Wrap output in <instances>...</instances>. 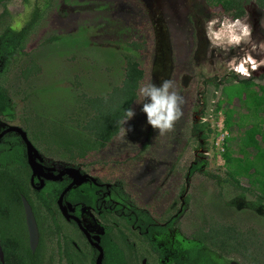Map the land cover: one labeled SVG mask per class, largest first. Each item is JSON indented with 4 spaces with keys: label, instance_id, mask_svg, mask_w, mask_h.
<instances>
[{
    "label": "rangeland",
    "instance_id": "1",
    "mask_svg": "<svg viewBox=\"0 0 264 264\" xmlns=\"http://www.w3.org/2000/svg\"><path fill=\"white\" fill-rule=\"evenodd\" d=\"M246 8L240 19L252 26L256 42L264 40V9L256 0H250ZM7 9L14 37L24 34L25 53L10 50L15 43L5 40L0 31V85L12 104L10 116L1 118L0 133L9 126L24 129L27 120L33 123L41 115L46 121L60 118L64 109L72 107L75 94L71 92L104 93L118 80L124 54H132L145 72L140 88L172 80L185 98L184 116L173 131L160 136L147 123L139 94L132 108L136 115L123 132L86 163L96 172L111 160L112 165L103 169L115 171L109 175L118 185L114 193L120 194L123 204L133 202V209L153 206L158 214L163 211L167 216L175 214L176 209L170 207L176 202L180 214L159 241L164 264L183 259L182 242H195L200 248V233L232 223L249 235L254 255L249 264H264V207L262 212L256 211L252 196L242 195L221 180L226 177L224 140L230 137L228 144L237 154L243 135L237 125L225 128L224 112L232 107V121L236 122L245 110L238 99L226 98L224 109L216 111L217 103L224 99L217 84L226 77L240 78L227 70L226 62L241 50L227 54L210 50L205 25L210 19L231 17L229 14L219 6L209 9L204 0H13ZM3 10L0 6V14ZM30 60L39 71L25 79L22 71ZM261 73L264 68L252 77L264 83L258 79ZM5 138L10 149L1 165L13 166L27 153L26 146L16 132ZM40 158L36 164L46 170L69 167L66 158L55 153H40ZM240 181L248 185L246 178ZM37 188L31 190L32 197L40 216L46 215L51 204L46 196L49 189ZM52 252L54 249L46 253L45 264H53L54 259L48 260ZM227 259L248 262L236 255Z\"/></svg>",
    "mask_w": 264,
    "mask_h": 264
},
{
    "label": "trees",
    "instance_id": "2",
    "mask_svg": "<svg viewBox=\"0 0 264 264\" xmlns=\"http://www.w3.org/2000/svg\"><path fill=\"white\" fill-rule=\"evenodd\" d=\"M13 0H0L4 10L0 14V31H4V39L15 43L12 51H21L23 48L24 34L14 37L15 31L9 25L8 3ZM250 0H204L205 5L211 9L219 6L232 18H243L247 13V4ZM264 9V0H256ZM10 45V44H9ZM20 45V46H19ZM39 71L38 65L30 60L23 71L25 79ZM119 78L114 85H110L104 93L88 95L85 92H71L75 94L71 105L64 109L58 119L46 121L45 116L25 122L24 129L34 147L43 154L55 153L75 162L91 152L98 151L113 137L118 135L125 125L122 123L126 117V109L131 108L139 96V89L145 77L144 69L137 57L125 53L124 61L119 66ZM264 78V73L262 75ZM222 89L224 99L219 100L215 108L220 111L226 98L229 101L238 99L245 112L239 113V119L232 121L235 111L232 107L225 110V128L231 129L237 125L238 130H243L240 138V147L235 154L228 144L230 137L223 143L222 158L226 168L225 181L240 190L242 195L252 196L251 206L259 209L264 207V83L250 79H223L218 82ZM6 89L0 85V116L8 118L12 104ZM227 100V99H226ZM33 126V127H32ZM209 131H211L209 129ZM20 168L21 173L10 168H0V244L4 252V264H27L20 256L22 251L21 240L15 234L17 214L23 217V195L32 206L36 217L40 216L29 195L28 183L23 176H29V166ZM19 170V169H18ZM25 171V172H24ZM23 176H21V175ZM246 178L248 185L240 181ZM48 200L54 206L55 194L48 192ZM54 210V208L52 209ZM58 213V210L56 209ZM212 232L203 237L209 240L212 247L223 252L242 253L247 249V235L235 226L218 228L216 236ZM0 264H3L0 259Z\"/></svg>",
    "mask_w": 264,
    "mask_h": 264
},
{
    "label": "flooded vegetation",
    "instance_id": "3",
    "mask_svg": "<svg viewBox=\"0 0 264 264\" xmlns=\"http://www.w3.org/2000/svg\"><path fill=\"white\" fill-rule=\"evenodd\" d=\"M262 75L263 73L258 79H264ZM234 77L235 75L232 78ZM232 78L226 77L224 79ZM251 78L255 81V78ZM1 118L2 116H0V125ZM12 127L15 126H9L0 133V135L2 134L0 138V168H10L14 172L21 173L20 168L26 167L25 162H27L29 176L19 175L27 181L29 195L34 201V205L35 200L31 193L33 188L38 187L37 189L41 190L47 186L49 190L46 191V196L48 197V192L55 194L54 206L53 204L48 206L47 216L44 214L46 217L43 219L36 217L34 206L27 200L32 207L39 230V242L35 251L31 246L22 199L24 196H21L23 217L18 211V222L15 224L17 233L15 235L21 240L22 251L20 256L25 259L27 264H45L46 253L49 249H54V252L48 256V260L54 259L50 262L53 264H164L159 241H163L168 231L175 225L177 214H180L176 202L170 207L176 209L175 214L167 216L163 211L158 214V209H154L153 206L135 207L133 209V202L123 204L120 202V194L114 193L118 191V185L116 178L113 179L109 175L115 171L103 169V166L112 165L111 160L101 166L102 170H96V172L93 167L90 169L86 163L90 156L104 150L124 129L98 151L91 152L75 162L66 161L69 167L57 171L46 170L44 165H38L40 173L34 174L35 171L28 161V152L23 156L24 158H18L20 159L18 164L15 163L13 166L1 165L3 156L10 149L8 148L10 141L5 138V135L16 132L20 136L18 131L11 129ZM31 143L33 144L32 141ZM24 145L26 146L25 141ZM23 154L18 152L19 156ZM225 178H221L222 183L232 186L225 181ZM53 208L54 210H52ZM258 210L262 212L261 208ZM223 226L238 228L233 223L212 227L208 232L200 233V238H202L200 248H196L195 242H182L180 247L185 251L183 259L177 258L172 263L165 264H240V262L227 259L233 255L238 256L242 261H248L241 264H249V261L254 259V255L251 251L252 245L248 233L238 228L245 233V236L247 235L248 239L247 249L242 253L220 251L212 247L209 240L203 238L205 234L211 232V236L215 237L216 230ZM50 242H54V244L49 246ZM213 251L218 252V256H215Z\"/></svg>",
    "mask_w": 264,
    "mask_h": 264
},
{
    "label": "clouds",
    "instance_id": "4",
    "mask_svg": "<svg viewBox=\"0 0 264 264\" xmlns=\"http://www.w3.org/2000/svg\"><path fill=\"white\" fill-rule=\"evenodd\" d=\"M205 36L210 50L217 49L225 54L233 49L241 50L240 55L226 62L227 70L241 79H250L254 72L264 68V40L256 42L252 26L244 20L231 17L210 19L205 25ZM139 94L143 97L142 111L147 116V123L160 136L173 131L184 116L183 105L186 103L185 98L175 90L174 82L164 79L159 86L149 83L140 88ZM135 115L134 109H126L127 118L122 123L125 125Z\"/></svg>",
    "mask_w": 264,
    "mask_h": 264
},
{
    "label": "water",
    "instance_id": "5",
    "mask_svg": "<svg viewBox=\"0 0 264 264\" xmlns=\"http://www.w3.org/2000/svg\"><path fill=\"white\" fill-rule=\"evenodd\" d=\"M11 129L18 131L20 133V136L22 137V139L25 141L26 146H27V152H28V161H29L31 167L35 171L34 174L40 173V169H38L39 167L36 164V159H41L40 153L34 147V145L31 143V141L29 140L27 132L25 130H23L22 127H19V126L12 127ZM1 137H2V134L0 135V138ZM22 199H23V204L25 207L27 226H28L29 233H30L31 246H32L33 251H35L37 244L39 242V230H38L36 219H35V216H34V213H33V210H32L30 203L27 201V199L25 197H23ZM0 259H1L2 263L4 264L5 263L4 252L2 250L1 244H0Z\"/></svg>",
    "mask_w": 264,
    "mask_h": 264
}]
</instances>
